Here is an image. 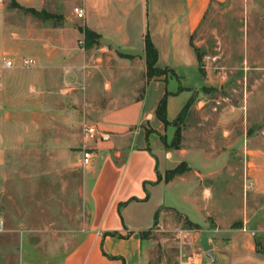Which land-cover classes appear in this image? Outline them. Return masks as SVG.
<instances>
[{
    "label": "crops",
    "instance_id": "crops-1",
    "mask_svg": "<svg viewBox=\"0 0 264 264\" xmlns=\"http://www.w3.org/2000/svg\"><path fill=\"white\" fill-rule=\"evenodd\" d=\"M238 1L68 0L72 11L68 15L65 11L64 23L44 28L45 50L32 72L33 86L48 84L52 81L48 75L58 74L56 83L68 93L67 122H86L98 132L79 137L93 151L86 172L89 212L85 228L78 230L74 243L50 247L34 244L31 233L22 232L20 264H264V147L247 145L246 167L252 183L246 186L249 190L243 192L236 212L226 215L223 206L216 205L211 187L197 177L203 173L195 160H211L210 150L197 146L168 151L152 142V136L167 130L157 115L164 96L172 122L194 91L208 87L195 41L208 12L218 5L233 7ZM75 6L84 8V17L75 13ZM84 28L99 35L101 51L112 47L136 61L121 57L117 68L116 57L105 62L99 55L97 67L83 70L87 56L77 41L84 38ZM147 36L158 51L156 66L165 70L161 75H148ZM167 71L173 78L167 77ZM195 73L194 83L163 87L174 79L193 78ZM147 85L156 91L152 104H148ZM185 93L190 96L183 98ZM177 101L178 106L174 105ZM176 107L177 115L172 116ZM249 136L264 138L246 131L242 140ZM184 160L191 167L189 178L180 175L165 180V168ZM201 184L202 198L194 195V188ZM188 225L198 229L185 231L192 238L181 243L177 229ZM184 250H189L188 255Z\"/></svg>",
    "mask_w": 264,
    "mask_h": 264
},
{
    "label": "rangeland",
    "instance_id": "rangeland-1",
    "mask_svg": "<svg viewBox=\"0 0 264 264\" xmlns=\"http://www.w3.org/2000/svg\"><path fill=\"white\" fill-rule=\"evenodd\" d=\"M244 1L210 9L195 35L208 87L194 91L183 118L170 122L166 132L152 136L153 143L168 151L197 146L211 151V160H195L203 173L197 177L211 187L216 205L223 206L226 215L236 212L243 192L249 190L246 186L252 183L246 167L247 145L264 147L262 137L242 140L246 131L264 136V0ZM70 8L68 0L0 2V215L6 220V229L0 232V264H20L22 232L31 233L34 244L50 247L74 243L78 230L82 232L86 226L89 164L83 156L89 148L79 137L82 133L88 137L85 126L90 124L67 122L68 93L56 83L58 74L48 75L52 80L48 84L33 86L32 72L40 60L29 67L20 63L25 57L39 59L47 38L44 28L63 24ZM99 44L98 39L87 44L85 35L77 41L87 56L83 70L97 67L99 55L105 62L116 57L117 68L121 57L136 61L131 54L112 47L101 51ZM6 58L15 59L17 65L5 67ZM166 74L173 78L170 72ZM197 74L182 81L174 79L163 87L194 83ZM146 93L148 104H152L155 88L147 85ZM189 96L185 93L183 98ZM176 110L172 116L177 115ZM221 152L224 155L218 158ZM190 169L184 160L165 168L162 176L167 181L180 175L189 178ZM202 187L194 188V195L202 198ZM189 229L198 226L177 229L181 243L191 240L190 233L181 235V230ZM188 252L184 250L185 256Z\"/></svg>",
    "mask_w": 264,
    "mask_h": 264
},
{
    "label": "trees",
    "instance_id": "trees-1",
    "mask_svg": "<svg viewBox=\"0 0 264 264\" xmlns=\"http://www.w3.org/2000/svg\"><path fill=\"white\" fill-rule=\"evenodd\" d=\"M83 32L85 34L86 37V41L87 44L91 45L94 43V41H97L99 35L88 29V28H84ZM157 57H158V51L157 48L155 47V45L153 44V42L151 41L150 37L147 36L146 38V62H147V66H148V75L149 76H154V75H159L161 74V71H165V70H161L156 66V61H157ZM192 103V98L186 103V105L184 106V108L182 109V111L180 112V114L178 115L177 119L183 118L186 114L187 111L190 107ZM157 115L158 117L166 124L169 125V123L171 122L168 119L167 116V96H164L157 108Z\"/></svg>",
    "mask_w": 264,
    "mask_h": 264
},
{
    "label": "built area",
    "instance_id": "built-area-1",
    "mask_svg": "<svg viewBox=\"0 0 264 264\" xmlns=\"http://www.w3.org/2000/svg\"><path fill=\"white\" fill-rule=\"evenodd\" d=\"M2 1L3 0H0V2ZM74 11L79 17L85 16V11L83 7L75 6ZM36 63H37V59L35 57H25L21 60V65L26 66V67L33 66ZM15 65H16V60L13 58H6L4 61V66L7 68L14 67ZM85 132L88 136H96L98 130L95 125L90 124V125L85 126ZM104 137L108 138L109 135L105 134ZM92 158H93V151L90 149H86L84 151V156H83L84 163L89 164L92 161ZM5 229H6V220L0 215V232L4 231ZM185 231L187 230H181L182 236L185 234ZM184 264H193V263L190 261H187Z\"/></svg>",
    "mask_w": 264,
    "mask_h": 264
}]
</instances>
